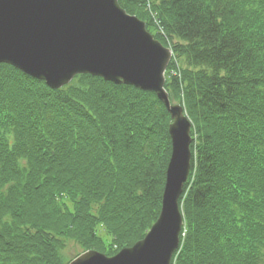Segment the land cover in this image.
<instances>
[{
	"label": "trees",
	"instance_id": "trees-1",
	"mask_svg": "<svg viewBox=\"0 0 264 264\" xmlns=\"http://www.w3.org/2000/svg\"><path fill=\"white\" fill-rule=\"evenodd\" d=\"M119 1L149 21V0ZM151 4L154 36L182 41L186 67L175 55L165 86L193 124L172 264H264V0ZM171 122L154 92L89 74L52 89L0 64V264H69L71 243L114 256L143 239L162 206Z\"/></svg>",
	"mask_w": 264,
	"mask_h": 264
},
{
	"label": "water",
	"instance_id": "water-1",
	"mask_svg": "<svg viewBox=\"0 0 264 264\" xmlns=\"http://www.w3.org/2000/svg\"><path fill=\"white\" fill-rule=\"evenodd\" d=\"M172 56V49L119 0H0V64H10L53 89L89 74L152 91L172 119L162 206L150 231L114 256L92 249L69 264H172L180 248V199L192 168V122L165 88Z\"/></svg>",
	"mask_w": 264,
	"mask_h": 264
},
{
	"label": "rangeland",
	"instance_id": "rangeland-1",
	"mask_svg": "<svg viewBox=\"0 0 264 264\" xmlns=\"http://www.w3.org/2000/svg\"><path fill=\"white\" fill-rule=\"evenodd\" d=\"M122 2L124 3V6L127 7L126 0H122ZM143 7H144V6H143ZM132 8H133L134 10H130V9L128 8L129 11H130L132 14H136L137 16H140V15L138 14V13L141 11V10L139 9V7L137 8V10H136L134 7H132ZM145 9H146L145 12H146V14H147L146 19H149V21H148V20H146V21L150 23L151 20H152L153 23H154V26H153V24L149 25V29H150V31H151L154 35H157V33H159V32L162 33L163 30L160 29V27H159V23H160V22H159V14H158L157 11H155V10L153 9L152 4H151V0H149V2H146V4H145ZM137 12H138V13H137ZM151 23H152V22H151ZM179 42H182V41H180V40H179L178 38H176V37H174V38H169V37H168L167 45L170 46V47H172V48H174ZM174 54L176 55L177 63H178L177 66H179V69L185 68L186 65H185V63H184V61H183V57L179 56V55L176 54L175 52H174ZM170 73L174 74V70H171ZM68 206H72L71 203H70V201L68 202ZM98 210H99V206H98V204H95V205L93 206L92 213L95 214V215H97ZM98 228H101V227L98 226ZM101 235H102L106 240H108V241H109V239L111 240V237H110V236H109L104 230L101 232ZM80 252H81V250L79 249V247H78L76 244L71 243V244L68 246L67 255H68L69 257L73 258L74 256L78 255Z\"/></svg>",
	"mask_w": 264,
	"mask_h": 264
}]
</instances>
